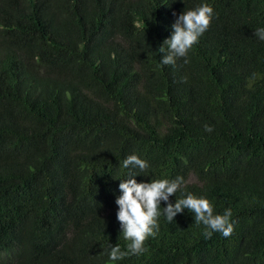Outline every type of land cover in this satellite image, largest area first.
<instances>
[{
  "label": "trees",
  "instance_id": "trees-1",
  "mask_svg": "<svg viewBox=\"0 0 264 264\" xmlns=\"http://www.w3.org/2000/svg\"><path fill=\"white\" fill-rule=\"evenodd\" d=\"M0 264H264V0H0Z\"/></svg>",
  "mask_w": 264,
  "mask_h": 264
}]
</instances>
